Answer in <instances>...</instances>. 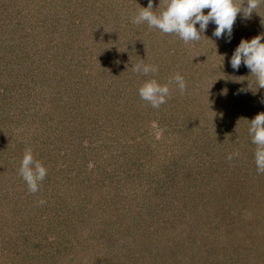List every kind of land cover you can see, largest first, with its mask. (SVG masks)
Wrapping results in <instances>:
<instances>
[{
    "label": "rangeland",
    "instance_id": "obj_1",
    "mask_svg": "<svg viewBox=\"0 0 264 264\" xmlns=\"http://www.w3.org/2000/svg\"><path fill=\"white\" fill-rule=\"evenodd\" d=\"M147 3L0 0L21 28L0 65V264H264V174L248 134L264 88L229 64L242 38L264 34V3L238 14L230 43L212 23L188 43L134 24ZM36 24L70 63L24 59L18 40ZM141 59L157 71H133ZM177 73L185 91L170 85L159 108L138 95ZM27 149L47 169L35 193L18 173Z\"/></svg>",
    "mask_w": 264,
    "mask_h": 264
},
{
    "label": "clouds",
    "instance_id": "obj_2",
    "mask_svg": "<svg viewBox=\"0 0 264 264\" xmlns=\"http://www.w3.org/2000/svg\"><path fill=\"white\" fill-rule=\"evenodd\" d=\"M261 3H264V0H242L239 4L235 0H165L163 10L156 14L152 11L153 0H148L147 7H141L132 22L137 25L146 23L165 34H176L185 43L198 41L200 34L212 23L215 25L213 35L217 39L226 37L230 43L238 14H242L243 19H248L253 12L256 13L255 10ZM204 9H208L206 14ZM229 64L233 70L238 71L241 65L249 69L250 74L256 78L257 88H264V34L251 39L242 38L234 49ZM132 68L133 71L144 75L157 71L155 65L144 64L143 59ZM170 85H174L181 92L186 89L183 76L177 73L167 84H160L155 79L144 81L138 87V95L153 108H159L166 103L170 95ZM248 122V134L251 142L256 145L254 159L257 173L264 174V112L257 113ZM228 158L231 159L232 155ZM18 173L28 190L35 193L47 176V169L40 161L34 159L32 150L27 149L21 159Z\"/></svg>",
    "mask_w": 264,
    "mask_h": 264
},
{
    "label": "trees",
    "instance_id": "obj_3",
    "mask_svg": "<svg viewBox=\"0 0 264 264\" xmlns=\"http://www.w3.org/2000/svg\"><path fill=\"white\" fill-rule=\"evenodd\" d=\"M26 1L28 2V0H26ZM29 3L33 4L31 1ZM2 7H3V5H2ZM1 9L2 10L0 11V13L1 12H4V13H3V15L0 16V35H1L0 36V65L4 60L7 59L6 55L8 53L11 54V56H14V55L19 53L18 48L16 46H13V45L16 42L15 36L18 34L17 32L21 30V28L18 27L20 25V21L17 20L16 16L11 14L10 12L7 13V11H5V10H7L6 7H3ZM20 20H22V19H20ZM42 31L43 30L41 28V25L39 26V24H36L34 26V33L30 34V36H32V38H28L27 40L26 39L23 40L19 36L21 40H18V42L22 43V46L25 47L24 51H22L24 59L26 61H27V59H30V62H32V63H35V61H37V59H38V61L40 63V61L42 59L41 58L39 59V57L36 54H41V56L42 55L50 56V59H52V60H54V59L57 60L59 57L58 64L61 63V65H63L64 61H66L67 63H70L69 59L67 58V55H68L67 53H59V51H57V50H50V49H49V52L46 51V49L43 45L44 44L43 42L45 39L43 37ZM3 51H5V54H6L5 56L3 54ZM60 54H62V55H60ZM80 55L82 57H84L83 60L85 59V63H86V61L88 62L86 56H83L82 54H80ZM133 56H138V55L136 53H134ZM23 57H20V58H23ZM61 59H62V61H61ZM71 61H73V63L75 62V60H71ZM42 65H44V64H42ZM47 65L49 66L48 63H47ZM74 65H73L74 67L72 69L73 70L77 69L80 73V70H82L83 68H81L80 64L79 63L77 64V62ZM85 65H88V63H86ZM134 65H136V63ZM46 68H49V67H46ZM56 74H57L56 72L53 73V75H56ZM103 79L105 80V78H103ZM42 81L44 82L46 80L43 79V77H41L40 81H37V82H42ZM51 81H53V80H50L49 82H51ZM105 82L108 85H110L109 81H105ZM84 178L85 177H83V180H84ZM78 190H80V189H78ZM25 257H26V255L21 257V258H23V260L25 261L26 260Z\"/></svg>",
    "mask_w": 264,
    "mask_h": 264
}]
</instances>
